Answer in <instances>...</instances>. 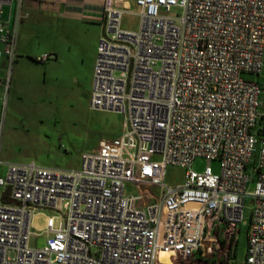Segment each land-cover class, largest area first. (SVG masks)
Here are the masks:
<instances>
[{
	"label": "built area",
	"instance_id": "built-area-1",
	"mask_svg": "<svg viewBox=\"0 0 264 264\" xmlns=\"http://www.w3.org/2000/svg\"><path fill=\"white\" fill-rule=\"evenodd\" d=\"M24 2L0 0L4 97ZM135 3V13L105 7L90 97L92 110L124 116L120 135L84 152L77 170L8 164L0 190L17 204H0V264H229L247 198L244 264H264L262 86L246 78L263 68L264 0ZM126 13L139 17L138 30L122 28ZM197 158L208 162L202 173L192 169ZM169 166L185 170L181 184L165 185ZM45 210L54 213L48 238L33 246L41 233L32 219Z\"/></svg>",
	"mask_w": 264,
	"mask_h": 264
},
{
	"label": "rangeland",
	"instance_id": "rangeland-1",
	"mask_svg": "<svg viewBox=\"0 0 264 264\" xmlns=\"http://www.w3.org/2000/svg\"><path fill=\"white\" fill-rule=\"evenodd\" d=\"M136 8L134 7L135 11ZM122 23L124 28L138 30L139 17L132 14L125 15ZM70 27L75 29L73 34L70 35L66 30L59 43L65 48L69 44L74 45L71 52L66 49L60 63L52 59L41 64L31 58L26 59L24 76L15 82L6 97L3 96L6 106L4 110L2 108L0 110L1 127L7 132L0 147L15 162H35L42 167L77 170L81 167L84 152L106 148L123 129L122 114L92 110L90 106L92 72L96 58L91 57L90 53L82 58V52L85 49L84 44L90 45L94 41L96 27L82 24H73ZM89 48L91 50V47ZM3 69L5 71V68ZM14 69L15 63L12 74ZM74 69L78 73L76 77L69 72ZM6 75L5 73V86ZM246 78L256 80L262 86L260 100L264 110V54L261 74L258 77L246 76ZM3 91L5 92V88ZM256 161L257 159L254 158L253 166H257ZM206 167L208 162L203 158H197L192 165V169L198 173H202ZM210 167L215 174L220 173V161H212ZM184 173L185 170L182 168L169 166L166 170L165 185L181 184ZM247 173L250 177L247 192L251 193L255 184V171L249 168ZM154 190L159 193L158 189ZM252 206L251 199L247 198L244 205L245 222L237 233V246L232 252L229 264L245 262ZM50 215L54 213L45 210L33 217L34 232L41 233L39 237L31 238L33 245L35 243L38 247L45 245V230ZM60 222V217L56 218L55 227H58ZM219 251L221 258L224 253L222 250Z\"/></svg>",
	"mask_w": 264,
	"mask_h": 264
},
{
	"label": "crops",
	"instance_id": "crops-1",
	"mask_svg": "<svg viewBox=\"0 0 264 264\" xmlns=\"http://www.w3.org/2000/svg\"><path fill=\"white\" fill-rule=\"evenodd\" d=\"M108 5L126 11H133L134 13L137 12L134 9V7H137L135 0H25L23 6L24 18L19 28L17 40V59L15 61L14 73H11V80L7 93L9 94L15 82H18V80L24 76L26 72V59L31 58L33 61L41 64L47 63L52 59L56 63H60L65 50L68 49V51L71 52L74 45L69 44L68 47L65 48L59 43V39L65 34L66 30L70 35L73 34L75 29H72L70 25L82 24L96 27L94 41L90 45L88 43L84 44L85 49L82 52V58L89 53L91 57L93 56L96 58L99 40L105 33V7ZM9 13L10 7L5 5L3 18H7ZM125 15L130 14L126 13L124 16ZM122 28L131 30L124 28L123 23ZM89 47H91V50ZM1 49L2 44L0 42V50ZM44 55H48L49 59L45 62H38L37 59ZM0 63L2 64L0 67V105H2V98L5 96L6 92L4 83L7 60L5 58L2 60L0 59ZM3 68H5V71ZM69 72L73 77H76L78 74L76 69L69 70ZM4 88L5 92H2ZM1 122L2 117H0V144L2 145L7 130L5 131V129L1 127ZM11 159L10 155L3 152L0 147V160L2 162L0 165V176H4L8 164L18 163ZM2 203H13L7 189L0 190V204ZM45 235L47 239L48 236L47 234ZM33 246H37V243ZM215 257L217 258L218 255L215 254Z\"/></svg>",
	"mask_w": 264,
	"mask_h": 264
},
{
	"label": "water",
	"instance_id": "water-1",
	"mask_svg": "<svg viewBox=\"0 0 264 264\" xmlns=\"http://www.w3.org/2000/svg\"><path fill=\"white\" fill-rule=\"evenodd\" d=\"M14 204H17V202L13 201Z\"/></svg>",
	"mask_w": 264,
	"mask_h": 264
},
{
	"label": "bare ground",
	"instance_id": "bare-ground-1",
	"mask_svg": "<svg viewBox=\"0 0 264 264\" xmlns=\"http://www.w3.org/2000/svg\"><path fill=\"white\" fill-rule=\"evenodd\" d=\"M165 257H168V255H164Z\"/></svg>",
	"mask_w": 264,
	"mask_h": 264
}]
</instances>
